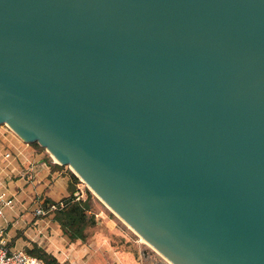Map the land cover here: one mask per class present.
<instances>
[{
	"label": "water",
	"instance_id": "95a60500",
	"mask_svg": "<svg viewBox=\"0 0 264 264\" xmlns=\"http://www.w3.org/2000/svg\"><path fill=\"white\" fill-rule=\"evenodd\" d=\"M4 122L176 263L264 264V0H0Z\"/></svg>",
	"mask_w": 264,
	"mask_h": 264
},
{
	"label": "crops",
	"instance_id": "0c3cea01",
	"mask_svg": "<svg viewBox=\"0 0 264 264\" xmlns=\"http://www.w3.org/2000/svg\"><path fill=\"white\" fill-rule=\"evenodd\" d=\"M51 159L62 164L18 132L0 126V182L15 198L14 206L0 217L3 237L17 250L44 249L56 258V264H125L120 258L110 262L101 246L72 242L64 235L47 203L70 196V176L67 166H52ZM39 208L47 213L39 215Z\"/></svg>",
	"mask_w": 264,
	"mask_h": 264
},
{
	"label": "rangeland",
	"instance_id": "374dc122",
	"mask_svg": "<svg viewBox=\"0 0 264 264\" xmlns=\"http://www.w3.org/2000/svg\"><path fill=\"white\" fill-rule=\"evenodd\" d=\"M0 126L10 131L15 129L10 122H4ZM14 131L18 132L17 129ZM38 143L53 156L54 152H51L50 148L45 147L40 142ZM64 165L73 171L72 166L74 167V165L69 163ZM78 177L80 179L78 186L83 193V197H87V190L93 194L92 212L96 214L98 220V225L91 228V235L86 241L87 244L92 243L94 246H101L112 263H116L117 259L120 258L125 264H173V261L171 262L158 249L145 243L141 235L124 221L126 218L122 214L124 219L122 216H118L113 209H110L90 187L87 180ZM118 263L122 264L121 262Z\"/></svg>",
	"mask_w": 264,
	"mask_h": 264
},
{
	"label": "trees",
	"instance_id": "16d2710c",
	"mask_svg": "<svg viewBox=\"0 0 264 264\" xmlns=\"http://www.w3.org/2000/svg\"><path fill=\"white\" fill-rule=\"evenodd\" d=\"M33 145L39 149L45 150L38 142H32ZM51 165L64 167V164L53 163L50 160ZM70 176L69 192L70 196L62 200L63 205L59 202L48 200L47 207L52 204H57V208L52 210L54 212V218L59 223L63 233L72 242L80 241L86 243L91 235V228L98 225L97 216L92 212L93 208V194L87 190V197L77 198L76 193L81 192L78 184L80 183L79 177L74 171L67 169ZM50 204V205H49ZM33 255L43 258L49 264H56L57 260L54 256L47 253L44 249L34 247L29 251Z\"/></svg>",
	"mask_w": 264,
	"mask_h": 264
},
{
	"label": "built area",
	"instance_id": "2783aa9c",
	"mask_svg": "<svg viewBox=\"0 0 264 264\" xmlns=\"http://www.w3.org/2000/svg\"><path fill=\"white\" fill-rule=\"evenodd\" d=\"M6 156H10L7 153ZM4 184L0 182V217L5 213L7 207H13L15 203V198L10 195L5 189ZM82 192V191H81ZM77 198L83 197V193L77 192ZM63 205V202H59ZM57 208V204H52L49 208L50 211ZM39 215L46 214L47 211L43 208L37 210ZM0 264H49L46 260L37 255H33L25 250H17L11 247L8 240L3 237L2 230L0 228Z\"/></svg>",
	"mask_w": 264,
	"mask_h": 264
},
{
	"label": "bare ground",
	"instance_id": "6f19581e",
	"mask_svg": "<svg viewBox=\"0 0 264 264\" xmlns=\"http://www.w3.org/2000/svg\"><path fill=\"white\" fill-rule=\"evenodd\" d=\"M53 152V151H52ZM53 157L55 158V160L57 162H60V159L59 157L54 153L53 154ZM72 169L75 171V173H77V175H79L81 178H83V180H86L85 177H83V175L80 173L79 169L76 167V166H72ZM90 184V183H89ZM90 187L99 195V197L106 203V205L110 208V209H113L117 214L118 216H122L114 207L113 205L105 198L103 197L91 184H90ZM122 218L124 219V217L122 216ZM124 221L129 225V227H131L134 231H136L137 233H139L142 237V240L155 247L156 249H158L163 255H166L158 246H156L153 242H151L149 239H147L132 223H130L127 219H124ZM166 257L173 263V264H178L176 263L174 260H172L169 256L166 255Z\"/></svg>",
	"mask_w": 264,
	"mask_h": 264
}]
</instances>
